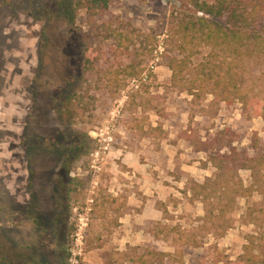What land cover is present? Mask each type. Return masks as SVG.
Wrapping results in <instances>:
<instances>
[{"label":"rangeland","instance_id":"374dc122","mask_svg":"<svg viewBox=\"0 0 264 264\" xmlns=\"http://www.w3.org/2000/svg\"><path fill=\"white\" fill-rule=\"evenodd\" d=\"M196 1L0 0V264H264V184L211 158L264 153V56L216 97Z\"/></svg>","mask_w":264,"mask_h":264},{"label":"trees","instance_id":"16d2710c","mask_svg":"<svg viewBox=\"0 0 264 264\" xmlns=\"http://www.w3.org/2000/svg\"><path fill=\"white\" fill-rule=\"evenodd\" d=\"M110 2L111 0H84L89 21L96 24L97 20L102 19L109 10ZM195 8L202 15H196L180 24L177 31L183 37L180 47L185 50L193 42L198 47H210L209 53L198 65L204 75L203 80L214 84L216 91L213 93L216 97L225 96V100L234 93L243 103L247 102L248 94L237 84L235 66L238 61H245L252 56H264V0H213L211 3L196 1ZM113 24L114 21L110 20L105 25L106 37H116L124 44L119 28H113ZM125 47L129 49V45L126 44ZM195 52L198 51L191 49L192 54ZM171 66L174 70L173 64ZM211 158L216 169L223 174L227 170L251 171L250 186H244L242 181L239 184L243 196L252 194L256 184H264V153L256 151L249 156L245 150L240 151L230 145L227 151L211 154ZM210 180L211 178L207 179ZM206 184L196 185L201 191H205ZM260 192L264 194L263 187ZM249 210L251 213L253 208L249 207ZM253 243L252 240L244 246V259L248 264H254L258 259V255L253 253Z\"/></svg>","mask_w":264,"mask_h":264}]
</instances>
